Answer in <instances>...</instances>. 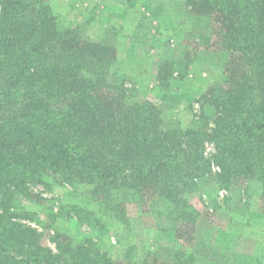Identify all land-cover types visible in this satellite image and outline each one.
<instances>
[{"label": "trees", "instance_id": "obj_1", "mask_svg": "<svg viewBox=\"0 0 264 264\" xmlns=\"http://www.w3.org/2000/svg\"><path fill=\"white\" fill-rule=\"evenodd\" d=\"M184 6L205 21L198 44L211 43L220 56L221 78L201 95L215 111L211 126L201 113L183 128L166 121L155 103L133 100L123 78L109 70L108 47L58 30L48 0H0V196L28 194V184L51 173L91 185L89 194L125 224L128 203L140 207L155 198L166 208L160 219L185 242L201 218L189 192L214 163L222 187L258 183L264 210V0ZM165 66L157 68L159 79L166 78ZM206 142L214 145L209 157ZM70 206L87 223L97 221L92 210ZM40 236L0 214V264H123L88 237L66 258L63 246L54 252ZM175 252L169 264L200 262L198 252Z\"/></svg>", "mask_w": 264, "mask_h": 264}, {"label": "rangeland", "instance_id": "obj_2", "mask_svg": "<svg viewBox=\"0 0 264 264\" xmlns=\"http://www.w3.org/2000/svg\"><path fill=\"white\" fill-rule=\"evenodd\" d=\"M48 1L58 30L73 29L88 43L108 47L114 57L109 70L123 78L133 100L155 103L166 121L183 128L194 124L201 113L211 126L215 111L201 95L221 78L220 56L211 43L198 44L205 21L185 13V0ZM162 61L166 66L161 74L166 78L159 79L156 71ZM214 151L213 143L204 144L206 156ZM217 170L213 163L189 192V202L201 218L194 237L185 242L168 219H160L158 213L166 208L155 198L148 197L140 207L128 203L125 224L101 197L89 194L91 185L63 182L51 173L44 182L28 184V194L0 196V214L34 228L52 251L63 246L66 258L88 237L100 252L123 264H169L177 249L198 252L199 264H264L259 185L246 181L241 187L237 183L222 187ZM71 204L92 210L97 221L87 223Z\"/></svg>", "mask_w": 264, "mask_h": 264}]
</instances>
